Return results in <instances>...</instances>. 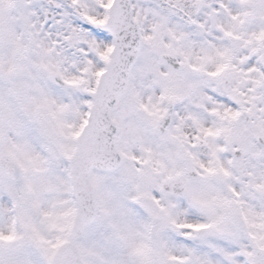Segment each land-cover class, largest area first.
Here are the masks:
<instances>
[{"label":"snow or ice","instance_id":"6c2138e0","mask_svg":"<svg viewBox=\"0 0 264 264\" xmlns=\"http://www.w3.org/2000/svg\"><path fill=\"white\" fill-rule=\"evenodd\" d=\"M0 264H264V0H0Z\"/></svg>","mask_w":264,"mask_h":264}]
</instances>
